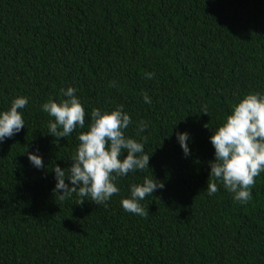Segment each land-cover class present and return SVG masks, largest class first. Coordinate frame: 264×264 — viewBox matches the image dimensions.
Wrapping results in <instances>:
<instances>
[{"label": "trees", "instance_id": "16d2710c", "mask_svg": "<svg viewBox=\"0 0 264 264\" xmlns=\"http://www.w3.org/2000/svg\"><path fill=\"white\" fill-rule=\"evenodd\" d=\"M68 87L85 128L57 140L41 105ZM253 92H264V0H0V111L29 98L24 129L0 144V264H264V172L247 202L219 182L206 191L209 136ZM120 105L149 169L118 178L105 204L59 200L52 168L71 166L93 109ZM151 174L164 188L140 201L149 214L124 211Z\"/></svg>", "mask_w": 264, "mask_h": 264}, {"label": "clouds", "instance_id": "9594fccd", "mask_svg": "<svg viewBox=\"0 0 264 264\" xmlns=\"http://www.w3.org/2000/svg\"><path fill=\"white\" fill-rule=\"evenodd\" d=\"M145 75L148 79L154 78V73ZM76 93L74 87L61 88L63 99L58 102L49 99L41 105V110L50 117L48 134L57 140L68 137L77 128H85V108ZM28 100L26 96H17L6 111H0V144L24 129L22 110ZM143 100L151 103L147 94H143ZM201 112L207 115L206 105L202 106ZM90 117L88 130L77 137L79 143L70 160L71 166L52 168L53 192L61 201L76 194L80 204L85 198L96 205L105 204L119 194L118 178L149 169L151 155L145 153L144 143L125 135L133 121L122 105L110 111L95 108ZM147 128L148 122L139 121L137 135ZM176 140L183 155L188 157L189 133L177 132ZM209 142L214 149V158L208 163L212 180L207 183L206 191L214 195L219 182L234 200L247 202L251 199L250 189L255 178L264 172V92L249 93L235 104L224 122L211 132ZM27 158L37 170L45 167L38 149L29 152ZM163 188L164 184L151 174L142 183L129 186L130 195L121 199V207L128 213L146 217L148 208L145 209L140 201Z\"/></svg>", "mask_w": 264, "mask_h": 264}]
</instances>
